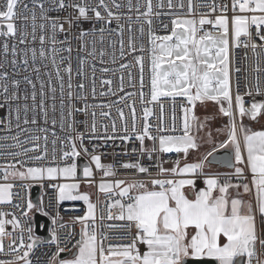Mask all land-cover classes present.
<instances>
[{
	"label": "snow or ice",
	"instance_id": "1",
	"mask_svg": "<svg viewBox=\"0 0 264 264\" xmlns=\"http://www.w3.org/2000/svg\"><path fill=\"white\" fill-rule=\"evenodd\" d=\"M236 49L245 50V62L249 51L254 57L251 84L247 69L239 66ZM74 51L85 53L78 55L75 70ZM106 55L113 65L121 61L119 67L97 68L96 62L107 63ZM262 65L264 0H3L0 207L19 209L25 220L15 212L0 211V256L11 257L0 259V264H264V131H252L243 123L246 116L256 121L264 115V100L249 107L244 100L245 95L264 97ZM133 67L139 70L141 103L147 67L148 102L160 109L159 135L151 132L155 113L148 107L143 109L142 130L136 133L135 103L128 105L134 137L128 134L123 109L117 111L124 135H117L115 121L111 133L108 124L98 126L97 108L100 117L110 119L113 106L137 93L128 92L107 104L89 103L85 80L90 79L95 100L97 71L119 72L118 90L123 92L125 72L135 87ZM100 84L107 86L101 97L116 95L112 79L102 78ZM163 98L173 105L168 129ZM177 98H182L183 112L178 135L174 134ZM207 102L219 105L220 113L229 118L227 138L197 162L182 165L190 152L199 151L197 141L208 118L202 121L195 108ZM206 135L207 142L214 143L211 131ZM133 138L139 141L141 156L147 154L152 163L137 160L121 167L147 179L102 180L98 192L105 202L98 225V204L80 191L81 182H95L93 164L103 177L117 173L114 165L102 164L95 154L103 145H91L90 152L89 144ZM146 139L152 141L151 148L145 147ZM229 146L231 154L218 159L216 153ZM173 153L177 158L172 167H165V154ZM82 155L89 157V163L81 177L77 161ZM216 164L232 171L222 180L219 172L212 171ZM198 180L204 185L199 189ZM34 184L52 188L57 205L83 201L86 212L73 218L81 226L78 239L61 222L58 211L53 216L44 209V194L39 203L32 201ZM245 195L253 198L244 200ZM34 211L48 217L53 227L37 225L30 216ZM37 227L51 238L41 239L35 234ZM57 229L65 230L63 237ZM45 244L55 245V251L44 252L45 261L39 256L34 260L35 250Z\"/></svg>",
	"mask_w": 264,
	"mask_h": 264
},
{
	"label": "built area",
	"instance_id": "2",
	"mask_svg": "<svg viewBox=\"0 0 264 264\" xmlns=\"http://www.w3.org/2000/svg\"><path fill=\"white\" fill-rule=\"evenodd\" d=\"M3 0H0V3H2ZM229 15H231V13H229ZM165 20H167V18H165ZM38 46V45H37ZM75 47V44H74ZM99 47V45H98ZM106 50L110 51L107 49ZM236 58L239 61V66L244 69H247V75L249 78V83H252L253 77H254V72L252 71V69L254 68V57L252 55V53L249 51L248 52V59L245 62L244 60V53L245 50L244 49H236ZM78 55L82 56L85 55V53H77L76 51L73 52L72 54V63H73V68L75 70L78 60L77 57ZM118 55V54H117ZM91 61V58H89ZM105 61H107V63L101 65L98 62H96V66L97 68L100 67H112V68H118L119 67V63H121V61L118 60V63L116 65H113L110 63V56L106 55L105 56ZM129 60H131V57H128ZM127 62V61H124ZM264 66V65H262ZM132 71V76H133V83L135 84V87H132L131 85H129L128 82V77H127V72L124 73V91L120 92L119 89V85H120V80H119V76L120 73L117 72L115 75H112V73H108V74H103L99 71L96 72V92H97V96L96 99L93 100L90 92H91V81L89 80H85V83L87 85V91L89 92V103H95V104H107L110 103L112 101H118L120 99L121 96H125L126 93L128 92H134L137 93L136 96H133L131 98H128L125 102L123 103H118L115 106H113L111 108V115H110V119L109 118H102L100 117L99 113L101 111V109L97 108L96 112H97V122H98V126L100 123L103 124H108L109 125V133H111V122L115 121L116 123V127H117V135L118 136H122L125 133L123 132L122 129V121L119 117V113L117 111V109H123L124 115H125V119L127 121L128 124V129H129V135H132L134 137V133H132V114H131V110L128 107V105H131L133 103H135V114H136V121H135V127H136V133L141 132L142 130V126L144 123L143 120V109L145 107L151 108L153 110V112L155 113L154 116H152L150 118V123L152 125L151 128V132L153 135H159V133L156 132V125L159 123V121L157 120V117L160 114V109L157 105L153 104V103H149L148 101L150 100V82H149V74L147 71V67L145 69V75H144V80H145V87L143 89L144 93H145V98H144V103H141L140 98H139V92H140V81H139V70L136 67H133ZM91 75L90 70H89V76ZM240 92L241 94H243L245 92V88H244V75L245 73L242 71L240 74ZM102 78H110L113 80V84H112V89L114 92H116V95H106L101 97L99 95V93L101 91H107V86H101L100 84V80ZM75 83V80H74ZM235 93V90H234ZM244 100L245 103L247 104V106H250L252 102L254 101H261L264 100V97L261 96H244ZM177 103L175 105V115H176V128L177 131L174 134H181V126H182V118H183V112L181 111V102H182V98H177ZM163 107H164V127L166 129H168L171 126V116H172V102L170 101V99L168 98H163ZM104 111H108V109H104ZM82 118V117H81ZM81 130H83V127L81 126ZM165 134H172V133H165ZM86 144H89V141H85ZM93 144H100L103 145L101 147H97L95 150V154L100 155L101 156V163L104 165H114L115 171H116V176L115 177H103L102 175V171L99 169L95 168V165H91V167H93L94 171H95V176H94V180H95V184H96V192L93 196L92 201L96 204H98V209H97V224L99 225L100 221H99V215L101 210L104 207V197L103 195H101L98 192V184L102 181V180H128V181H132V180H136V179H147V177H141L139 174H134V170H126L123 169L121 167L122 163H128V162H135L137 160H139L141 163H143L144 165H149L152 163V161H150L147 158V154L141 156L140 152H139V141L133 139H130L128 141H121L120 139H116L115 141H108L107 144L104 143V141L100 140V141H92L91 144H89V148H90V152H91V145ZM152 146V141L150 140H145V147L146 148H151ZM136 148L137 151L135 153L132 152V149ZM170 157V159H169ZM176 154H165V159L167 160V162L164 164L165 167H172V160L176 159ZM79 159H82L85 161V163H89V157L82 155ZM184 160H181V163ZM2 162V161H0ZM78 163V161H77ZM153 176H155V169H151ZM207 171V170H206ZM221 174V179H224V173H220ZM245 175L250 179L251 178V174L250 173H245ZM63 182V181H60ZM198 184L200 186L203 185L202 180H198L197 181ZM47 183V182H46ZM55 183V182H54ZM84 183V182H83ZM34 186H38L40 187L39 184H34L32 187ZM32 190V188H31ZM31 190H30V198H31ZM53 189L52 188H48L45 187L44 189H42L40 187V196L42 194H44V209L46 211H48L51 215H56L57 211L59 212L60 217L62 218L61 222L68 225V231H74L77 234V239L79 238L78 234L80 232V224L79 223H73V218L77 215H83L86 212V205H84L83 201H65L63 204L57 205L55 203V200L52 198V194H53ZM0 211H8V212H15L17 216L20 217V219L22 220V222L25 220V218L21 215L20 210L19 209H14L11 206H3L0 207ZM36 212L34 211L33 213H30V216H32L34 218V214ZM106 223V221H105ZM53 227L50 224V228ZM8 230L11 231V226H8ZM59 235H61V237L64 236L65 234V230H61V229H57ZM27 236V233H25V237ZM112 243H117V241H112ZM55 251V245H42L39 248H37L35 250V255L33 257V259L35 260L36 256H39L41 261H45L48 257H45L43 255L44 252H48L49 254L53 253ZM11 257H4V256H0V259H10Z\"/></svg>",
	"mask_w": 264,
	"mask_h": 264
},
{
	"label": "rangeland",
	"instance_id": "3",
	"mask_svg": "<svg viewBox=\"0 0 264 264\" xmlns=\"http://www.w3.org/2000/svg\"><path fill=\"white\" fill-rule=\"evenodd\" d=\"M257 102H259V101H257ZM245 106L249 107V106H247L246 103H245ZM219 107L220 106L215 104L214 102H207L204 105H201V104L198 103L196 105V108H195L196 115L198 117H200V119L202 121L205 119V117L208 118L207 126L203 129V131L200 132V134H199L200 138H198V141H197L200 144L199 151L200 150L206 151L207 149L210 148V145L212 147H214V145H218L221 141H223V140H220V138L218 139V137H219L218 135L219 134L220 135H225L226 134V136H227L228 129H227L226 126L228 125L229 118L226 117V116H223L220 113ZM260 117H264V115H262ZM260 117H258V118H260ZM244 118H245L243 120L244 125H246L250 129L251 128L252 129L256 128V126L253 125L254 124L253 120H250L247 116L244 117ZM262 125H264V119L258 121V123H257V126H259V127H261ZM217 129H221V131H217ZM209 131H211L212 138H213V141H214V143H210V144L208 142L204 141V139L207 138L206 133L209 132ZM214 139H216V140H214ZM228 149H231V146H229ZM195 152H198V151H195ZM93 175L95 176L94 169H93ZM80 191L82 193H88L90 195V197L93 198V196H94V194L96 192V184L95 183L89 184V183H86V182H84V183L81 182Z\"/></svg>",
	"mask_w": 264,
	"mask_h": 264
},
{
	"label": "water",
	"instance_id": "4",
	"mask_svg": "<svg viewBox=\"0 0 264 264\" xmlns=\"http://www.w3.org/2000/svg\"><path fill=\"white\" fill-rule=\"evenodd\" d=\"M230 154H231L230 149H221L219 152L216 153L218 159H223L224 156H227ZM84 164H86L84 160H82V159L78 160V165H79L81 177H82V168H83ZM216 165L223 168V169L231 170V169L225 167L224 164H216ZM39 197H40V187H38V186L32 187V190H31L32 201L34 203H39ZM34 220H35L37 225L46 223V224H48V226L50 228L51 221L48 219V217L42 216V215H40V213L36 212L34 214ZM35 234L40 236L41 239H43V240H49L51 238L50 234L47 231H44V230L40 229L39 227H37L35 229ZM61 255L62 256H70L71 254L70 253H63ZM213 264H214V262H213Z\"/></svg>",
	"mask_w": 264,
	"mask_h": 264
},
{
	"label": "crops",
	"instance_id": "5",
	"mask_svg": "<svg viewBox=\"0 0 264 264\" xmlns=\"http://www.w3.org/2000/svg\"><path fill=\"white\" fill-rule=\"evenodd\" d=\"M244 119V118H243ZM262 119H264V117H260V118H258L256 121H254V126H256V128L255 129H252L251 128V130L252 131H264V125H262L261 127H259V126H257V123H258V121H260V120H262ZM218 136H222V135H218ZM226 138H227V136H226ZM226 138H224L223 139V141L224 140H226ZM214 140H216V139H214ZM204 141H206L207 142V138L206 139H204ZM214 142V141H213ZM210 144V143H209ZM208 144V145H209ZM212 146L210 145V148H211ZM209 148V149H210ZM213 148V147H212ZM211 148V149H212ZM209 149H207L206 151H202V150H200V151H198V152H195V151H192V152H190V154H189V156L187 157V161H183L181 164L183 165V163H185V162H187V163H194V162H197L203 155H205L206 153H207V151L209 150ZM231 150V149H230ZM241 167H243V165H241ZM207 171H208V169H206ZM212 171H215V172H219V173H227V172H230V171H232V170H228V169H223V168H221V167H219V166H217V165H215L213 168H212ZM245 173H250V172H248L247 171V169L245 170ZM223 180V179H222ZM250 180V179H249ZM244 182H248L247 180L246 181H244ZM204 185H202V186H200L199 184H198V182H197V189H199V188H202ZM186 191V193L189 195V197L190 198H194V194L191 192V190H188V189H186L185 190ZM233 195H235V193L233 192ZM253 197L251 196V195H245V196H243V199L244 200H249V199H252ZM142 250H143V248H142Z\"/></svg>",
	"mask_w": 264,
	"mask_h": 264
},
{
	"label": "trees",
	"instance_id": "6",
	"mask_svg": "<svg viewBox=\"0 0 264 264\" xmlns=\"http://www.w3.org/2000/svg\"><path fill=\"white\" fill-rule=\"evenodd\" d=\"M244 119H245V118H244ZM244 119H243V120H244ZM219 135H220V134H219ZM219 138H220V140H223L224 138H226V134H225V135H222V136H219L218 139H219ZM210 150H211V148H210L208 151H210Z\"/></svg>",
	"mask_w": 264,
	"mask_h": 264
}]
</instances>
